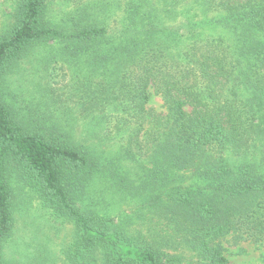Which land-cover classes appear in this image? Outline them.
I'll return each mask as SVG.
<instances>
[{"label":"trees","instance_id":"trees-1","mask_svg":"<svg viewBox=\"0 0 264 264\" xmlns=\"http://www.w3.org/2000/svg\"><path fill=\"white\" fill-rule=\"evenodd\" d=\"M50 1L16 0L0 31V264L12 180L72 224L65 264H183L178 247L189 264H229L223 237L264 245V0H125L113 24L90 4L54 21ZM50 43L48 60L76 78L61 114L88 118L94 142L51 95L43 109L11 101L18 63ZM151 90L165 111L148 106ZM117 196L137 198V218L163 234L108 214Z\"/></svg>","mask_w":264,"mask_h":264},{"label":"rangeland","instance_id":"rangeland-1","mask_svg":"<svg viewBox=\"0 0 264 264\" xmlns=\"http://www.w3.org/2000/svg\"><path fill=\"white\" fill-rule=\"evenodd\" d=\"M124 2L125 0H52L49 2L48 16L55 21L78 5L90 4L107 9L109 12L106 21L113 24L122 17L120 9L124 6ZM15 3L16 0H0V31L5 30L12 23ZM49 45L37 48L18 63L19 67L14 69L16 71L8 78L12 93V99H10L16 106L24 107L30 104L43 109L45 100L48 95H51L57 105L61 106L58 107L53 103L50 105L51 109L55 108L57 116L68 119L69 122H72L70 119H74L73 121L76 122L74 131L77 136L87 137L89 142H94L88 118L79 116L75 112L76 109L71 116L61 114L64 110L62 106L75 107L73 102L77 98L71 92L76 78H72L69 64L65 65L58 58L48 60V55L55 52L57 47L54 43ZM78 73L81 78L85 70ZM44 88H50L51 94L46 93ZM148 106L157 112L165 111L160 95L152 90ZM115 150V145L108 148L109 152ZM124 168L129 176H134L135 169L130 163H124ZM185 175L188 176V174ZM12 192L15 227L12 237L5 245L8 262L10 264H65L64 251L73 240L72 224L60 221L53 216L39 198L18 180H12ZM112 199V191L108 190L107 201ZM136 206L137 198L117 196L114 202L108 205L107 212L125 223L130 219V228L134 231L139 230L150 235H155L156 232L163 234L162 226L151 215L148 218V215L143 217L146 218L144 220L137 218ZM221 244L229 264H264V245L253 244L247 240L234 241L231 234L223 237ZM174 252L184 257L183 264H189L191 260H195L191 257L192 252L185 247H178Z\"/></svg>","mask_w":264,"mask_h":264}]
</instances>
